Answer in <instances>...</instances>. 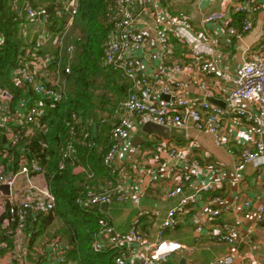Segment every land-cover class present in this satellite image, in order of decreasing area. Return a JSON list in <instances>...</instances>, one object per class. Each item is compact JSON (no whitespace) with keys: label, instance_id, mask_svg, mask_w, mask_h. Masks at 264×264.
I'll use <instances>...</instances> for the list:
<instances>
[{"label":"built area","instance_id":"built-area-1","mask_svg":"<svg viewBox=\"0 0 264 264\" xmlns=\"http://www.w3.org/2000/svg\"><path fill=\"white\" fill-rule=\"evenodd\" d=\"M80 0H58L54 4H60L54 8L57 19L58 30L51 23L50 15L44 8H34L31 0H8L10 12L20 19L17 37L23 43L18 51L14 66L10 69L11 81L21 89L20 101L14 104L13 95L7 88L0 87V132L10 145L19 141L22 131L31 135L36 130L47 131L41 123L46 108H53L59 104L64 96V75L69 73V68L62 70L58 57L72 54L71 45L64 47V40L71 33ZM163 0H109L105 13V20L109 25V32L102 46L101 68L104 72L115 71L119 73L120 79L127 81L129 88L124 97L118 101L114 109L115 121L109 130V146L103 155L102 164L111 172L118 171L123 167L116 164L120 156L122 146L131 139L134 133L140 131L146 123L165 127L169 130L185 132L187 121L190 120L194 130L200 133L212 135L215 145L225 147L224 121L231 118L236 121L246 120L252 125L254 141L252 145L243 148L237 158L235 171L241 172L246 165L255 168L257 178L264 173V55H256L244 60L232 72L220 69L213 61L202 59L201 52L197 48L200 43L191 32V25L186 18L171 17L166 11L159 7ZM254 0H243L231 7V14L243 15L245 21L241 30L233 27L228 28V35L234 38H243L251 29V5ZM56 7V6H55ZM156 7L157 12L153 17V30L156 32V40L160 48L161 60L170 51L168 31H165L164 18L175 27V38L192 52V59L198 62L199 76H211L221 81L225 86L224 102L226 110L210 104L206 101L204 84L198 78L192 83L203 93L202 98L186 99L180 96L177 100L155 102L152 99V89L149 82L140 74V68L135 53L143 48L148 42V36L142 28L143 19L151 16L150 10ZM24 17V19H22ZM17 19L13 22H17ZM225 19L224 13L215 12L206 15L205 23H219ZM61 24V25H60ZM12 31V29H11ZM5 42V35L0 30V48ZM195 43L194 47L191 45ZM51 49L52 54H43L45 50ZM41 52V54H39ZM166 92H164L165 94ZM17 104V106H16ZM250 106V110L244 109L243 105ZM14 108L11 110V106ZM16 107V108H15ZM80 117V116H79ZM73 118L81 121V117ZM97 130H93V133ZM153 136V135H152ZM76 134L72 126L69 135L60 147L61 160L76 162L77 150ZM155 137V136H154ZM154 143V152L163 153L168 157L167 161L159 162L158 166L163 171V177L173 184L168 187L165 196L175 198L182 196L185 183L188 182L185 172L177 163L167 166L168 161H183L191 163V154L180 145L161 140L157 137L151 138ZM3 159L7 156L6 150L0 149ZM130 160V159H129ZM131 161V160H130ZM196 168L197 163H192ZM76 166L75 168H77ZM63 169V165L59 166ZM127 177L121 172L115 180V186L102 191L88 192L86 201L80 205L84 209L100 207L114 200L130 201L137 207L136 223L127 233L113 234L108 240L102 242L100 237L107 233L106 220L98 216L100 226L98 239L93 241L92 250L95 253L113 254L114 264H165L168 258L179 251L187 250L180 243L164 240L162 234L167 229L174 228L178 220L189 209L196 205L200 195L212 194L213 197L207 202V220L211 223L210 239L219 244L235 246V233L246 221H251L258 226L264 222V203L254 207L250 199H244L237 192L230 204L220 200L219 191L222 185L217 181L203 182L195 195L181 197L178 205L169 211L165 221L161 225L156 242L147 243L143 235L138 231L139 221L147 214L155 216L154 212H146L141 207L142 193H136L124 183ZM0 186L8 187V195L0 192V215L10 206V214L17 216L19 222L25 221L26 216L31 214L48 215L54 210V196L48 190L44 176V169L37 159L26 160L22 156L17 170H12L7 164H0ZM86 190H88L86 188ZM203 220L194 215L192 224L197 237L203 230ZM7 224V220L3 225ZM22 228V227H20ZM16 231L17 240L11 250L0 255V264H35L46 252V257L39 264H64V247L62 243L43 239L36 246L25 248L22 240V230ZM34 229L33 232L34 233ZM249 234L245 238L248 242ZM241 241V240H240ZM46 246L45 251H41ZM5 244H0L4 249ZM134 251H137L135 253ZM133 255V258H132ZM31 257V261H28ZM217 264H234L232 254L215 261ZM66 264H76L67 262Z\"/></svg>","mask_w":264,"mask_h":264},{"label":"crops","instance_id":"crops-1","mask_svg":"<svg viewBox=\"0 0 264 264\" xmlns=\"http://www.w3.org/2000/svg\"><path fill=\"white\" fill-rule=\"evenodd\" d=\"M242 1L163 0L159 3V7L171 17H183L188 20L192 27V34L198 41L200 40L197 48L201 52V60L213 61L220 69L232 72L244 60L259 54L264 55V0L253 1L250 12L251 29L243 38L237 39L228 35L229 27L235 29L239 27L236 16L231 14V7ZM215 12L224 13L223 22L205 23L206 15ZM150 13L152 15L145 17L142 22L145 24L142 30L148 36V42L135 53V57L140 74L145 77L152 89L153 101L177 100L180 96L186 99L202 98L203 93L192 83L193 79L198 78L205 86L206 101L209 102L208 99H212L222 105L219 107L221 110H226L225 86L221 81L211 76H199L198 62L191 58V50L177 41L175 27L170 25L167 17L164 18L166 26L164 29L171 37L168 41L170 51L165 55V60H161L156 32L153 30V17L159 11L157 12L156 7H153ZM195 43L191 45L194 47ZM115 79L117 84H120V78L116 76ZM164 92L166 93L164 94ZM114 94L111 96L122 95L118 91ZM243 107L246 110L251 109L247 104H244ZM113 118L115 121V117ZM186 123L187 129L184 138H172L170 142L189 151L191 163L172 160L168 161L167 165L172 166L177 163L189 178L183 186L182 196L172 199L165 196L167 188L172 187L173 184L162 176L163 171L158 166L159 162L167 161L168 157L163 153L154 152V142L149 140L150 136L155 138L154 136L146 135L140 129L139 132L131 136V139L140 136L142 144L137 149H133L130 145L131 139H129L122 146L120 156L116 159V164L119 167L121 161L126 163L123 174L127 179L124 183L136 193H142V209L149 213H155V216L147 214L137 226L147 243L158 240L161 225L169 211L178 205L181 197L195 195L203 182L211 180L222 185V189L217 194L223 203L230 204L237 192H240L244 199H250L254 207L264 203V173H261L260 178H257L256 170L251 165H246L241 172L235 171L241 150L252 145L255 139L252 125L246 120L226 119L223 124L226 144L229 146V150L226 151L225 147L215 145L212 135L194 130L190 120ZM74 132L76 134L75 129ZM106 138V141H109V132ZM98 150L100 151L101 147ZM193 162L197 163L196 168L193 167ZM73 173L87 175V171L82 165L74 168ZM117 177H114L113 174L98 175L88 180L91 185H85V189H89L88 192H95L112 188L115 186ZM212 197V194L200 195L196 205L189 209V213L181 216L174 228L163 232L164 240L180 243L187 248V250L172 254L165 264H217L215 261L226 254L233 255L234 264H264V222L255 226L251 221H246L234 235V247L219 244L210 239V233L213 230L211 223L207 220L205 207L209 208L207 202ZM94 211H96L95 208ZM96 212L107 222V233L100 237L102 242L108 240L113 234L127 233L137 219V207L130 201L114 200L109 204L101 205V209ZM194 215L203 220L200 237L195 234L192 224ZM247 234L250 238L248 242H245ZM21 238L24 247L29 249L32 246L34 248L36 243H40L44 239L39 236L34 242L31 237L26 235ZM45 249L46 246H42L41 251L44 252ZM134 252L137 253V251Z\"/></svg>","mask_w":264,"mask_h":264},{"label":"trees","instance_id":"trees-1","mask_svg":"<svg viewBox=\"0 0 264 264\" xmlns=\"http://www.w3.org/2000/svg\"><path fill=\"white\" fill-rule=\"evenodd\" d=\"M58 0H31L34 8L45 7L50 15L51 23L58 30L57 19L54 8L60 4ZM61 1V0H60ZM109 0H80L74 26L71 33L64 40V47L71 45L73 52L70 55L64 53V57H58L62 70L69 68V73L64 75L62 85L64 96L62 101L53 108H46L41 123L45 125L47 131H38L34 127L31 135H26L24 131L19 136V141L15 145H10L0 132V149L7 151L5 159L0 155V164H7L12 170H17L22 156L26 160L37 159L44 169V176L48 190L54 196V210L48 215L31 214V218L26 216V220L19 222L17 216L10 214V206H7L4 213L0 215V244H5L4 249L0 248V255L7 250H11L17 240L16 231L22 230V234L31 237L36 241L37 237H44L49 242L54 239L64 247L63 259L76 264H114L113 254L95 253L91 244L98 239L100 226L97 221L99 216L93 208L84 209L81 202L86 201L88 190L85 185H91V178L98 175L109 174L114 177L125 171V164L118 171L111 172L102 164L103 155L106 153L109 141L108 132L100 133V126L104 121L99 113L104 105L110 106V115H114L115 104L111 106L109 97L119 93L125 95L129 84H117L115 77L119 73L115 71L104 72L101 68L102 46L109 32V25L105 20ZM8 0H0V30L4 32L5 42L0 48V87L7 88L13 95L14 104L20 101L21 89L11 81L10 69L14 66L18 51L23 43L17 37V30L20 19L14 12H10ZM241 30L245 21L243 15H235ZM17 19V22L13 20ZM24 19V17H22ZM61 25V24H60ZM232 26V25H230ZM12 29V31H11ZM43 54H52L51 49L45 50ZM41 54V52H39ZM104 81L106 90L98 105H93V95L96 82ZM17 106V104H16ZM14 106H11V110ZM16 108V107H15ZM81 117V121L73 118ZM80 116V117H79ZM114 121V118L111 119ZM76 130V162L68 160L62 161L60 147L69 135L71 127ZM97 128V132L93 130ZM96 130V129H95ZM104 136L101 141V137ZM91 143V145L89 144ZM99 145L101 150L99 151ZM91 147V149H89ZM107 148V149H106ZM103 150V152H102ZM105 151V152H104ZM101 152V155H100ZM63 165V169L59 166ZM82 165L86 174L75 175L73 169ZM89 177V178H88ZM80 203V204H79ZM7 220L8 225H3ZM58 222L60 228L51 236H45L49 227ZM33 229L35 230L34 233ZM44 239V240H45ZM42 240V241H44ZM42 243V242H41ZM46 252L35 264H39L46 257ZM31 261V257H28ZM62 264V263H61Z\"/></svg>","mask_w":264,"mask_h":264},{"label":"rangeland","instance_id":"rangeland-1","mask_svg":"<svg viewBox=\"0 0 264 264\" xmlns=\"http://www.w3.org/2000/svg\"><path fill=\"white\" fill-rule=\"evenodd\" d=\"M37 8H44L43 6H38ZM116 82V81H115ZM120 84L124 85L127 84V81H124L123 79H120ZM117 83V82H116ZM96 86L93 88L94 92L92 93L93 95H99L95 98H93V105H98L97 101H100V99L102 98V95L104 94V90H106L105 85H104V81L103 80H99L96 83ZM119 84V83H118ZM122 90H118V92H121ZM123 94V93H122ZM118 95V94H117ZM101 97V98H99ZM124 97V95L119 94L118 96H110L109 100H111V106L112 104H117L119 100H121ZM110 106L109 105H104L102 110L101 107L99 108V113H101V118L104 120L102 122V125L100 126V133L102 132H108L113 124V121H111V119H113V115H110ZM95 128V127H94ZM97 130V128H95ZM70 131V130H69ZM75 133V132H74ZM104 136L101 137V141L104 142L103 140ZM184 138V137H183ZM135 139V140H134ZM91 145V143H89ZM142 144V139L140 136H136L133 137L130 141V145L133 149H137L140 145ZM99 147H101V145H99ZM89 149H91V147H89ZM102 149V148H101ZM126 176V175H125ZM59 222V221H58ZM58 222H54L48 229L47 233H46V237L50 236L51 234L53 235L54 232L56 231V228H60L61 225L58 224Z\"/></svg>","mask_w":264,"mask_h":264},{"label":"water","instance_id":"water-1","mask_svg":"<svg viewBox=\"0 0 264 264\" xmlns=\"http://www.w3.org/2000/svg\"><path fill=\"white\" fill-rule=\"evenodd\" d=\"M208 101L210 103H212L213 105H216L218 107H222V105L220 103H217L215 101H213L212 99H208ZM141 131L142 133L146 134V135H153L159 139L162 140H170L172 138H183L185 136V132H178L175 130H169L165 127H161L155 124H151V123H146L144 125H142L141 127ZM0 192L8 195V187L6 186H0ZM101 209L100 207H96L95 210L98 211L99 209Z\"/></svg>","mask_w":264,"mask_h":264},{"label":"clouds","instance_id":"clouds-1","mask_svg":"<svg viewBox=\"0 0 264 264\" xmlns=\"http://www.w3.org/2000/svg\"><path fill=\"white\" fill-rule=\"evenodd\" d=\"M40 238H43V237H40Z\"/></svg>","mask_w":264,"mask_h":264}]
</instances>
